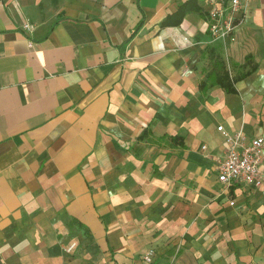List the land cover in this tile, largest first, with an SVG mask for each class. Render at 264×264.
Here are the masks:
<instances>
[{
	"label": "crops",
	"instance_id": "1",
	"mask_svg": "<svg viewBox=\"0 0 264 264\" xmlns=\"http://www.w3.org/2000/svg\"><path fill=\"white\" fill-rule=\"evenodd\" d=\"M206 21L204 0H0V264H264V187L215 170L217 127L264 134V0L233 43ZM209 51L254 67L234 93Z\"/></svg>",
	"mask_w": 264,
	"mask_h": 264
},
{
	"label": "built area",
	"instance_id": "2",
	"mask_svg": "<svg viewBox=\"0 0 264 264\" xmlns=\"http://www.w3.org/2000/svg\"><path fill=\"white\" fill-rule=\"evenodd\" d=\"M246 2L247 0H204L207 13L205 32L211 42L225 45L235 41V30L243 21ZM22 29L30 32L33 26L26 21ZM186 73L187 69H184L181 76ZM217 130L222 135L225 146L223 156L215 167L219 185L225 189L236 184L264 187V134L247 139L242 131L228 133L222 126L217 127ZM74 246L75 243L70 244L65 252L70 253ZM153 257L154 250L149 249L142 260L146 264H153Z\"/></svg>",
	"mask_w": 264,
	"mask_h": 264
},
{
	"label": "trees",
	"instance_id": "3",
	"mask_svg": "<svg viewBox=\"0 0 264 264\" xmlns=\"http://www.w3.org/2000/svg\"><path fill=\"white\" fill-rule=\"evenodd\" d=\"M138 29H135V31ZM208 56L210 58H212V60H214L215 65L213 66V71H215V84L219 85L221 88H223L226 92L228 93H234L235 92V88H234V84L245 78L246 76H248L253 70L254 67H251L249 71H246L238 76H236L233 79L229 78V74L226 72L223 62L221 61V59L215 55L214 51H209L208 52ZM205 86L204 83H201L199 88L203 89V87Z\"/></svg>",
	"mask_w": 264,
	"mask_h": 264
},
{
	"label": "rangeland",
	"instance_id": "4",
	"mask_svg": "<svg viewBox=\"0 0 264 264\" xmlns=\"http://www.w3.org/2000/svg\"><path fill=\"white\" fill-rule=\"evenodd\" d=\"M175 262H174V260L171 258V259H166V261H162V263L161 264H174Z\"/></svg>",
	"mask_w": 264,
	"mask_h": 264
}]
</instances>
